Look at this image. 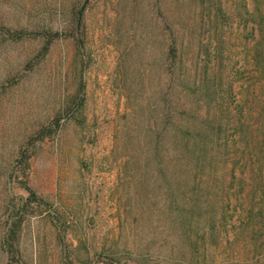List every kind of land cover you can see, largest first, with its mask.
<instances>
[{
	"label": "rangeland",
	"instance_id": "rangeland-1",
	"mask_svg": "<svg viewBox=\"0 0 264 264\" xmlns=\"http://www.w3.org/2000/svg\"><path fill=\"white\" fill-rule=\"evenodd\" d=\"M260 5L0 0V264H250L247 246L264 245V231L240 221L236 195L218 204L207 257H193L188 247L186 257L171 255L165 243L160 254L142 256L144 243L169 235L155 214L169 205V166L165 154L160 172L146 161L139 132L170 77L172 49L178 67L203 66L198 52L210 47V35L220 39L213 47L243 52L244 38L248 49L254 38L253 24L241 18ZM239 56L229 70L251 109L244 133L227 131L236 143L228 168L233 191L250 209L259 198L253 188L262 185L256 170L238 162L251 159V135L264 137V78Z\"/></svg>",
	"mask_w": 264,
	"mask_h": 264
},
{
	"label": "trees",
	"instance_id": "trees-1",
	"mask_svg": "<svg viewBox=\"0 0 264 264\" xmlns=\"http://www.w3.org/2000/svg\"><path fill=\"white\" fill-rule=\"evenodd\" d=\"M262 2L263 7L260 5L256 14L241 18L244 26L249 22L253 24L248 34L254 38V43L249 49L246 37L243 52L236 54L233 49L228 50L225 46L213 47L214 38L218 41L220 39L214 34L213 37L210 35V47L198 52H202L206 61L199 67L184 64L178 67L174 63L177 50L173 48L171 51L173 64L169 67L170 77L159 99L155 101L154 110L149 113L148 126H143L139 132L140 141L145 140L146 152L150 156L145 154L148 157L146 161L157 162L158 172L164 154L168 161L169 205L165 210H155V214L164 216L169 235L162 243L156 240L144 243L141 246L144 257L160 254L159 249L165 244H171V255L182 253L186 257L184 249L188 247L193 257L197 258L196 255L200 253L207 257L209 252L206 251L212 249L207 241L212 238V229L216 228L220 220L218 204L221 200L226 207L225 204H231L235 195L243 210L239 215L240 221L247 222V228L251 227L253 233L257 229L264 231V137L259 139L258 135H251L247 144L251 148V159L246 163L238 162L243 167L256 170L262 185L253 188L252 193L258 192L259 198L248 209L242 204L243 197L233 191L229 181L230 177L234 178L233 170L228 168V158L231 143L235 142L230 139V134L227 135L230 130L237 134L244 133L249 126L248 115L251 109L247 106L251 102L248 92L245 97L236 93L239 82L234 81V78L237 73L233 75L229 70L234 59L243 54L247 66L255 69L256 77L264 78V0ZM79 19L76 24L78 28ZM253 32H257L256 36ZM172 35H175L174 31ZM79 45L82 47L81 43ZM229 99L232 102L226 104ZM240 137L243 138L242 135ZM238 179L239 183L245 181L242 176ZM251 184H255V178ZM227 211L228 208L222 215L224 221L228 219ZM174 233L177 238L171 235ZM178 241L180 247L175 251ZM260 249L264 250V245L247 246V255H251L250 264H264V252Z\"/></svg>",
	"mask_w": 264,
	"mask_h": 264
}]
</instances>
